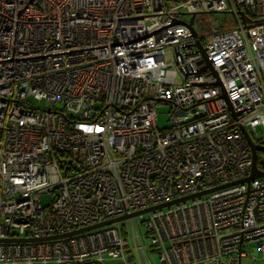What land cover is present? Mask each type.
<instances>
[{"label": "built area", "instance_id": "1", "mask_svg": "<svg viewBox=\"0 0 264 264\" xmlns=\"http://www.w3.org/2000/svg\"><path fill=\"white\" fill-rule=\"evenodd\" d=\"M242 128L264 147V0H0V264L264 260V175L210 190Z\"/></svg>", "mask_w": 264, "mask_h": 264}, {"label": "water", "instance_id": "2", "mask_svg": "<svg viewBox=\"0 0 264 264\" xmlns=\"http://www.w3.org/2000/svg\"><path fill=\"white\" fill-rule=\"evenodd\" d=\"M197 45H198V47H200L199 42H197ZM242 129H243L244 134H245V136H246V138H247V140L249 142V145H250V148H251V152H252V163H251L250 174L248 176L244 177V178L229 182L227 184H223V185H220V186L213 187L210 190H214V189H217L219 187L231 185V184L238 183V182H249V180L252 179V178L264 175V169L259 168L257 166V164H256V158H257L256 157V152H257V150H264V147H258L255 144H253V142L249 139L245 129L244 128H242ZM210 190L200 191V192H198L196 194H192V195H189V196H183V197H180V198H176L174 200H170V201L165 202V203L158 204L156 206L147 207L145 209L134 211V212H131L129 214H124V215H121V216L116 217V218H111V219H107V220H104V221H100L98 223H95V224H92V225H88V226H85V227H82V228L67 232L66 234L78 233V232L86 231V230H89V229H92V228H96V227H99V226H102V225H105V224H109V223H113V222H116V221H120V220L129 218V217H133V216L145 213V212H147V211H149L151 209L157 208V207H162L164 205H168V204L180 201V200H184V199H186L188 197H192V196H195V195H200V194L206 193V192H208ZM66 234H62V235H66ZM26 239H28V238H20V237H18V238H9L7 240L22 241V240H26Z\"/></svg>", "mask_w": 264, "mask_h": 264}, {"label": "rangeland", "instance_id": "3", "mask_svg": "<svg viewBox=\"0 0 264 264\" xmlns=\"http://www.w3.org/2000/svg\"><path fill=\"white\" fill-rule=\"evenodd\" d=\"M205 16L210 18V19H214V18L218 19L219 20V24H218L219 27H224L228 23L226 21H223V17H224L223 13H219V12L208 13V14H205ZM195 26H196L198 33L200 34L201 33V27L198 24V22H195ZM204 33H206V32H204ZM207 40H208V36L206 37L205 41H207ZM33 102H35V101H33ZM42 104H43V102H40L39 106ZM155 108H156V112H157V125L159 127L167 126L169 124V110H170L169 105L164 103V102H159V103H157ZM257 158H258L259 162L264 161V150L257 151ZM40 200H41L42 204H46L50 200V195L49 194H42L40 196ZM141 218H142V216H135L134 222L136 225L138 224V222ZM129 225H130L129 220H125L124 222H122V226L125 229L128 228ZM166 245H169V244H166ZM252 254H254V253L252 252ZM16 264H26V263L18 262ZM34 264H36V263H34ZM241 264H264V260H261V259L260 260L259 259L254 260L251 257H243L241 259Z\"/></svg>", "mask_w": 264, "mask_h": 264}, {"label": "trees", "instance_id": "4", "mask_svg": "<svg viewBox=\"0 0 264 264\" xmlns=\"http://www.w3.org/2000/svg\"><path fill=\"white\" fill-rule=\"evenodd\" d=\"M256 164H257L258 167L264 168V161L259 162L258 158H257Z\"/></svg>", "mask_w": 264, "mask_h": 264}]
</instances>
